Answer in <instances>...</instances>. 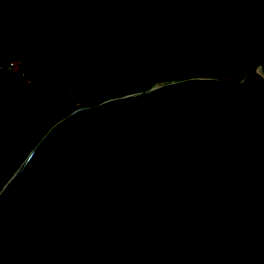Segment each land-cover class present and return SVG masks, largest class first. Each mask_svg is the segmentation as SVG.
<instances>
[{"label":"water","instance_id":"obj_1","mask_svg":"<svg viewBox=\"0 0 264 264\" xmlns=\"http://www.w3.org/2000/svg\"><path fill=\"white\" fill-rule=\"evenodd\" d=\"M209 2L181 0L159 86L75 110L29 153L0 191V264H264V16L197 46ZM236 41L242 80L176 81Z\"/></svg>","mask_w":264,"mask_h":264},{"label":"trees","instance_id":"obj_2","mask_svg":"<svg viewBox=\"0 0 264 264\" xmlns=\"http://www.w3.org/2000/svg\"><path fill=\"white\" fill-rule=\"evenodd\" d=\"M193 0H185L184 15ZM181 0H0V191L59 121L148 91L170 66ZM264 16L255 0H210L188 33L197 46ZM241 41L191 59L176 81H240ZM18 64L14 71L5 67Z\"/></svg>","mask_w":264,"mask_h":264},{"label":"built area","instance_id":"obj_3","mask_svg":"<svg viewBox=\"0 0 264 264\" xmlns=\"http://www.w3.org/2000/svg\"><path fill=\"white\" fill-rule=\"evenodd\" d=\"M17 67H18V64L11 63L9 66L5 67V69L8 70V71H14V70L17 69Z\"/></svg>","mask_w":264,"mask_h":264}]
</instances>
